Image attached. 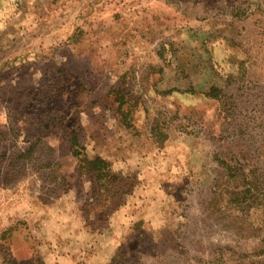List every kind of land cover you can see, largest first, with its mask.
<instances>
[{
  "label": "rangeland",
  "instance_id": "1",
  "mask_svg": "<svg viewBox=\"0 0 264 264\" xmlns=\"http://www.w3.org/2000/svg\"><path fill=\"white\" fill-rule=\"evenodd\" d=\"M72 132L120 173L113 204ZM119 246L264 263V0H0V264Z\"/></svg>",
  "mask_w": 264,
  "mask_h": 264
},
{
  "label": "trees",
  "instance_id": "2",
  "mask_svg": "<svg viewBox=\"0 0 264 264\" xmlns=\"http://www.w3.org/2000/svg\"><path fill=\"white\" fill-rule=\"evenodd\" d=\"M211 90H214L210 88ZM209 89L208 93L211 94L212 91ZM211 92V93H210ZM117 108L119 110L120 103L117 104ZM159 136V141L165 138V135H157ZM69 147L71 148L72 155L75 158H78L77 167L87 175L89 182H91V187L93 188L94 194L102 195V200L105 201L108 205L113 203L112 199L118 194H122L121 187L114 186L112 183L118 179L117 183H122L120 173H114L111 169L110 161L102 157L98 154L93 155L91 157H87L85 153L82 151L83 147L80 145L78 133L72 132L69 133V138H67ZM124 186V185H123ZM122 186V187H123ZM109 208V207H108ZM103 212V211H102ZM141 221H137L134 223V230H140ZM143 235L142 232L139 234ZM134 250V248H133ZM109 264H144L140 263L138 256L135 255V251L132 253H127L126 249L123 246H119L113 256L110 258ZM250 264H264L261 262H251Z\"/></svg>",
  "mask_w": 264,
  "mask_h": 264
}]
</instances>
